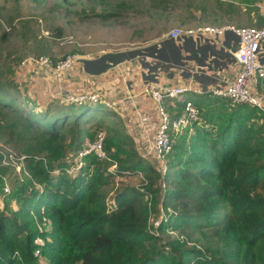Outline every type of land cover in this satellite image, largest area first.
Wrapping results in <instances>:
<instances>
[{"label": "trees", "instance_id": "trees-1", "mask_svg": "<svg viewBox=\"0 0 264 264\" xmlns=\"http://www.w3.org/2000/svg\"><path fill=\"white\" fill-rule=\"evenodd\" d=\"M216 3L220 8L226 4L223 10L229 14L231 1ZM200 8L205 11L204 5ZM255 24L264 26V18ZM179 41L164 37L144 54L177 64L186 57L202 60L212 49L190 37ZM33 45L45 52L40 40ZM133 55L104 59L111 64ZM99 59L103 66L93 68L90 59L83 65L101 71L106 63ZM7 71L12 68L0 72V107L14 118L3 127L15 137L12 147L23 158L18 172L0 164V264H39V257L45 264H264L262 109L246 103L229 106L217 96H209L207 105L204 94L198 96L194 103L202 118L192 123V133L186 128L176 136L160 174L140 155L115 111L101 103L54 98L32 110L26 107L24 100L30 99L24 87ZM101 128L108 157L83 154L77 171L69 174L71 152L77 155ZM139 173V184L121 185L108 199L112 177ZM144 199L151 209L163 211L155 225L148 223Z\"/></svg>", "mask_w": 264, "mask_h": 264}, {"label": "rangeland", "instance_id": "rangeland-1", "mask_svg": "<svg viewBox=\"0 0 264 264\" xmlns=\"http://www.w3.org/2000/svg\"><path fill=\"white\" fill-rule=\"evenodd\" d=\"M226 1H231L232 4L229 7V14L224 11L227 5L225 4L222 6L223 8H220L216 0H165L157 5L155 0H0V34L5 32V35L0 38V72H6L7 66L10 69L12 68L11 73L7 71V76L9 77L10 74L12 80L18 81L19 86L24 87L23 94L28 95L29 92L30 101H24L28 105L26 107L31 106L32 110H34L33 106L36 109L42 108L47 101L53 98L58 100L57 96L59 94L47 95V98L42 100L44 102L38 103L37 99L39 98L34 96V90L31 88L34 80H43L45 84L48 83L49 86L53 87H56L59 83L65 85L68 82L66 80L60 81L61 79L48 73L44 78L41 69L37 73L42 76L40 74L36 75L37 73L30 69V67H36L35 65H29L30 67L19 66L18 62L28 56L43 54L48 55L50 59L57 60L65 55L75 53L79 56L89 57L91 63L96 64V66L93 64V68H96L97 65L103 66V64L97 62L98 60H95L103 58L99 60L106 63L104 68L108 67L111 71L118 67L122 68L121 71L124 72H130L132 65L137 63L139 56H142L141 62L144 61L140 65L138 64L140 72H143L151 63L159 66V74L166 75L169 70H174L176 65H163V61H156L152 57L149 58L148 55H144V53L148 52L147 49L151 44L158 43L163 38L161 33L169 28L174 26L183 28L195 24L257 26L255 22L264 18V0ZM202 5L205 8L204 12L200 8ZM103 12H110V14L103 16L101 15ZM216 12L220 16L217 17V20ZM24 33L26 35H23ZM33 35L36 37L33 38ZM35 40H40L45 52H37L33 45ZM125 52L135 55L111 64V61L104 59V55L110 57L115 53L126 54ZM218 53L216 51V54ZM16 57L19 58L16 59ZM74 61L75 69L82 68L80 62L83 64V60L76 59ZM136 70L135 68L127 78H123L128 86L134 84L137 75ZM117 89L121 95L123 91ZM63 90L64 93L66 89ZM200 95L203 94L189 93L187 96L194 101ZM203 97L202 101L210 105L212 98L206 94ZM58 102L63 103L59 100ZM126 103H122L124 110L128 108V106H123ZM228 105L233 106L229 102ZM116 115L119 116V114ZM120 116L125 122L127 117L125 115ZM13 118L7 109L0 107V150L3 153H11L17 156L18 151L12 147L15 137L3 127ZM201 118L202 113L200 111ZM125 127L128 131L133 129L126 125ZM189 129L187 134L194 131V127ZM98 130L103 131V128ZM151 132L153 131L151 130ZM151 135L152 133L149 135L148 130L143 133L144 138ZM67 137L66 140H68ZM67 148L69 149L71 146L68 145ZM19 154L22 155L23 153ZM68 160H72L73 164L74 160H78L77 155L71 152ZM20 165L21 162L19 167ZM8 167L11 166L8 165ZM67 169L69 168L67 167ZM13 171L18 172V169L13 167ZM76 171L77 169L72 167V170L68 173L74 174ZM4 175L5 180L2 189L4 186L9 188L8 174L4 173ZM111 180L108 199L115 188L128 183L137 185L141 182V177L139 173L123 177L115 176ZM144 201L149 206L148 223L155 225L159 217L164 216L163 211L159 206H157L156 211L151 209V202L145 199ZM12 205L15 204L12 203ZM166 234L173 235L172 231H168ZM38 261L39 264H45L44 259L41 257Z\"/></svg>", "mask_w": 264, "mask_h": 264}, {"label": "built area", "instance_id": "built-area-1", "mask_svg": "<svg viewBox=\"0 0 264 264\" xmlns=\"http://www.w3.org/2000/svg\"><path fill=\"white\" fill-rule=\"evenodd\" d=\"M161 36L175 40H180L181 36H185L190 37L197 44L207 42L212 45L211 51L202 60L183 59L180 63L175 64L177 75L185 76L189 80H194L195 76L200 79L206 77L209 78L207 83H197V86H192L189 82L165 83L162 81L165 75L158 73L159 66L151 63L143 72L148 75V78L144 81L141 92L150 98L157 115V121L152 135L144 138L143 133L146 132L145 123L148 118H145L146 114L139 113L140 110L137 109V106H133L137 112L138 121L132 119L128 127L133 129L126 130L132 137L140 155L147 158L154 168L163 174L166 168V155L176 136L200 119V108L185 94L217 96L227 100L230 105L238 103L254 105L262 109L264 114V26H235L232 24H195L183 28L174 26L164 31ZM220 36L227 38L226 47H216ZM216 49L218 54H216ZM148 56L159 61L154 56ZM84 57L86 56L74 53L52 60L47 55L39 54L21 59L19 66L35 65L36 67H30L31 71L37 73L41 69L43 76L48 73L61 79L62 74L69 72L75 66L74 60H80V58L84 60ZM142 58L139 56V64L144 61L141 62ZM231 62L235 64V69L226 67ZM167 64L173 63L163 62V65ZM38 74L40 73L36 75ZM118 97L111 88L98 87L77 93L60 92L57 99L63 103H101L120 116L123 115V112L117 108L119 102L114 101V98ZM119 101H122V98ZM179 101L181 103H179L180 109L178 110L177 103ZM103 137V131H96L93 138L85 141L79 149L77 158L83 154L92 153L98 159H106L108 156L103 148ZM0 155V164L10 165L18 170L22 167L23 155L15 156L11 153H3L1 150ZM79 164L80 160H76L66 170L70 171L72 167L77 169ZM114 165L112 164L111 167ZM160 184L163 186L162 178H160ZM3 189L5 192L8 191L7 186H4ZM172 233L175 234V231ZM35 242L41 244L42 239L36 237ZM33 254L38 255L39 249L35 248Z\"/></svg>", "mask_w": 264, "mask_h": 264}, {"label": "crops", "instance_id": "crops-1", "mask_svg": "<svg viewBox=\"0 0 264 264\" xmlns=\"http://www.w3.org/2000/svg\"><path fill=\"white\" fill-rule=\"evenodd\" d=\"M184 38H186V37L181 36L179 42L181 43V40H183ZM218 40L219 41L216 42V47H220V46L226 47V43H227L226 37L220 36ZM182 53L184 55H186L185 50L184 51L182 50ZM81 59L82 58H80V60ZM84 59L86 60V59H90V58L84 57ZM138 60H139V58L137 59V63L132 65L130 72L121 71L122 68L120 69L118 67L111 70V71L109 70L110 68H108V67L103 68L101 71H96V70L95 71H88V68H86L82 64V62H80V64L82 65V68H80V69L76 68L75 69V67H74L69 72L62 74V78L60 81L66 80L69 85L68 84L60 85V83H59L56 87H53V86H49L48 83L45 84L43 80H34L32 82L33 85H31V88L34 90L33 91L34 96L38 97L39 101H42L43 99L47 98V95H56L57 93L63 92L64 91L63 89H66L65 91L77 93V92H81V91H90L93 88H98V87L111 88L112 90H114L117 93V97L119 96L118 98H114V101L119 102L118 106H121L122 103L127 102L125 105H123V106H128V108L126 110H124V108L122 106L121 107L117 106V108H120V110L123 112V115H125L127 117L125 122H124L126 124V126L127 127L129 126V123L132 119L134 121L136 120V122L138 121V119L136 117L137 112L133 109V106H137L138 107L137 109L140 110L139 113L146 114L145 118H148V121L145 123V126H146V130L149 131V135H150V133H152L151 130L153 131V128L156 124L157 115L153 109V105H152L150 98L141 92V88L143 86V83H144V81L147 80L148 75L144 74L143 73L144 71L143 72L139 71ZM226 67H228V69H233V68L235 69V64L231 62ZM135 68L137 69L136 70L137 75L135 76L134 84L131 86L130 85L128 86V84L125 82V80L123 78H125V77L127 78V76L130 75L131 72ZM217 73H218V71H217ZM166 74L167 75H165V77L162 78V81L165 83H168V84H176V83H180V82H189L192 86H197L198 85L197 83H203L204 84V83H207V81H209V78H206V77H202L201 79H199L197 81L195 79L189 80L185 76L177 75L176 69H174L172 71L169 70ZM122 75H124V76H122ZM120 76H122V77H120ZM43 77L46 78L45 76H43ZM115 80H117V81L114 82ZM117 88H119L123 91L121 95L119 94ZM51 89H55V90L52 91ZM28 95H29V92H28ZM126 95H128V96H126ZM185 95L187 96L188 94H185ZM36 97H34V98H36ZM120 98H122V101H119ZM179 103H181V101H179Z\"/></svg>", "mask_w": 264, "mask_h": 264}, {"label": "water", "instance_id": "water-1", "mask_svg": "<svg viewBox=\"0 0 264 264\" xmlns=\"http://www.w3.org/2000/svg\"><path fill=\"white\" fill-rule=\"evenodd\" d=\"M213 50H214V48H213ZM216 51H217V49H216ZM184 59H190V57H188V58H184ZM174 64V63H173ZM195 79L196 80H199L200 78L198 77V76H195Z\"/></svg>", "mask_w": 264, "mask_h": 264}]
</instances>
